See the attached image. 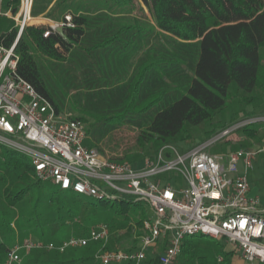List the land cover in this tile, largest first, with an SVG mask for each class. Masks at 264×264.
I'll list each match as a JSON object with an SVG mask.
<instances>
[{
    "label": "trees",
    "instance_id": "trees-1",
    "mask_svg": "<svg viewBox=\"0 0 264 264\" xmlns=\"http://www.w3.org/2000/svg\"><path fill=\"white\" fill-rule=\"evenodd\" d=\"M143 4L150 20L135 15L133 0H33L32 16L59 23L62 33L50 25L26 26L15 45L16 73L57 113L84 124L88 146L99 149L100 142L118 129L137 130L136 155L128 156L130 161L149 147H176L190 137L189 126L209 123L208 133L215 135L237 122L242 117L234 112L227 124H212L232 98L240 110L251 106L244 117L264 115V100L251 95L262 67L264 0H143ZM15 35L12 28L0 38L9 46ZM263 124L243 126L233 134L236 137L224 141L234 149L247 148L237 135L244 133L248 141ZM0 154V164L13 179L27 180V170L33 174L31 163L19 153L0 146ZM33 181L37 186L42 182ZM58 189L50 193L48 214L32 207L41 242L59 244L70 236H85L99 222L110 229L105 249L118 242L115 228L126 225L129 233L132 229L139 233L145 214L131 216L142 201L127 195L99 200L69 191L70 197ZM26 190L4 187V200L18 205ZM200 237L183 239L177 264H208L200 253ZM14 245L0 238V264H5ZM101 245L89 242L62 252L22 251L23 264H101L95 258ZM231 255H219L217 263L231 264ZM148 258L155 261L156 254Z\"/></svg>",
    "mask_w": 264,
    "mask_h": 264
},
{
    "label": "built area",
    "instance_id": "built-area-1",
    "mask_svg": "<svg viewBox=\"0 0 264 264\" xmlns=\"http://www.w3.org/2000/svg\"><path fill=\"white\" fill-rule=\"evenodd\" d=\"M32 5L33 0H0V17L11 19L16 30L11 45L6 46L0 38V146L27 156L39 181L99 200L132 196L147 203L152 214L142 220L141 233L130 249H105L110 229L102 222L85 236H70L59 244L25 238L8 250L5 264H22V251L46 248L62 252L89 242L102 244L95 253L101 264H177L183 239L195 235L223 238L244 262L264 264V201L250 193L248 180L255 157L264 152V143L254 148L210 151L217 141L239 128L264 123V115L242 117L182 151L165 145L154 158H144L138 164L112 158L86 145L84 124L57 113L16 73L15 45L24 28L35 23ZM171 170L180 175L184 186L156 177ZM158 246L161 249L155 261L149 260Z\"/></svg>",
    "mask_w": 264,
    "mask_h": 264
},
{
    "label": "rangeland",
    "instance_id": "rangeland-1",
    "mask_svg": "<svg viewBox=\"0 0 264 264\" xmlns=\"http://www.w3.org/2000/svg\"><path fill=\"white\" fill-rule=\"evenodd\" d=\"M133 2L135 4V15L139 18L150 20V16L143 4V0H133ZM34 22L50 26L57 24L54 21H50L42 17L34 20ZM58 25L60 24L58 23ZM12 28L15 29L14 22L11 19L7 17H0V34L2 32H8ZM260 54L262 67L260 71L259 84L251 93V95H256L259 97V99L264 100V46L261 48ZM241 108L242 106L237 102L236 98L230 99L227 105L221 111L216 113L215 117L213 118L214 123L212 124H227L230 115L234 112H237L236 115L239 118L244 117V113L249 111L251 106H246L243 110H240ZM261 127L262 128L260 130L254 133L255 136L248 139V141L241 140L247 144V148L257 147L262 144L261 140L264 138V124ZM211 129L212 127L209 123H203L195 127L189 126L187 132L190 137L179 140L175 144L176 148L186 149L189 144L200 143L204 138L210 139L213 136L212 134L208 133ZM137 135L138 131L135 129L122 128L115 130L100 142L99 150L112 158L127 160L133 164L142 162L144 158H154L155 154L161 147H149L143 152H138L137 155L140 157H136L137 159H135V161L129 160L128 156L136 155L135 148L137 145ZM235 135H232V137H236ZM233 149L234 147H232V144H227L224 140H219L210 147V151L212 152H226ZM19 156L23 160L30 162L27 156L21 153H19ZM1 158L2 155L0 154V159ZM27 174L29 176L27 180L16 178L13 179L11 172L5 166L0 164V221H3L1 218H4L5 221L2 224L0 223V238H2L7 243L14 242L15 244H19L25 238L34 240L38 239L35 231L36 218L34 214H32V207H40L44 215L48 214L50 211L48 208V199L50 198V193L59 192L58 186L50 181H42L41 185H35L33 181L35 178L33 174H31V171L27 170ZM156 177L162 181L169 182L171 185L176 187H180L182 185L184 186L180 175L173 170L163 172ZM248 179H250L249 181H251L255 187L260 189V193H263L262 195H264V152H261L255 157L253 166L248 172ZM4 187H9L10 189H15V187L27 189L26 195L22 200L23 202L15 206L8 205L4 200ZM66 195L70 197L72 196L69 191H67ZM81 198L84 199L85 197L81 196ZM139 207L140 208L137 209L135 213H133L134 215L131 216L132 219L139 218L141 213L145 214V217H149L152 214V210L147 203L141 202ZM80 219V217H76L77 221ZM128 231L129 228L126 225L113 230V234L118 237V242L113 244L111 249H130L132 247L133 242H136L138 235L141 233V228L138 230L139 233H136V229L135 231L134 229L130 230V233ZM197 242L201 248L200 253L204 257V260L208 262V264H218L217 262L219 255L230 252H232L230 259L231 264H253L241 260L239 258L238 251L236 252L235 247L232 244L227 243L223 238L215 240L203 236L198 238ZM160 249V246H158L156 249H154L153 254H157ZM24 258L25 257L22 254V264Z\"/></svg>",
    "mask_w": 264,
    "mask_h": 264
},
{
    "label": "crops",
    "instance_id": "crops-1",
    "mask_svg": "<svg viewBox=\"0 0 264 264\" xmlns=\"http://www.w3.org/2000/svg\"><path fill=\"white\" fill-rule=\"evenodd\" d=\"M36 19H39V17H35ZM43 18V17H42ZM45 19V18H44ZM36 24H38V23H36ZM39 24H41V23H39ZM52 26V25H51ZM262 127L260 126L259 128H258V130H260ZM257 130V131H258ZM238 140L239 141H241V140H245V136H244V133H239L238 134ZM262 141V143H264V138L261 140ZM254 148V147H253ZM260 154V153H259ZM248 180H250V179H248ZM249 185H250V193L251 194H257V195H260L261 196V198H262V200H263V196L264 195H262L261 193H260V189H258L257 187H255L254 185H253V183L251 182V181H249ZM264 191V190H263ZM264 201V200H263Z\"/></svg>",
    "mask_w": 264,
    "mask_h": 264
},
{
    "label": "water",
    "instance_id": "water-1",
    "mask_svg": "<svg viewBox=\"0 0 264 264\" xmlns=\"http://www.w3.org/2000/svg\"><path fill=\"white\" fill-rule=\"evenodd\" d=\"M54 29L56 31H58L59 33H62V26L61 25H58V24L54 25Z\"/></svg>",
    "mask_w": 264,
    "mask_h": 264
}]
</instances>
